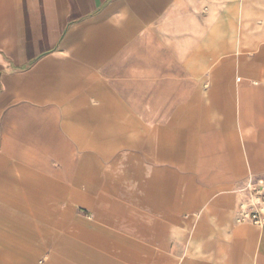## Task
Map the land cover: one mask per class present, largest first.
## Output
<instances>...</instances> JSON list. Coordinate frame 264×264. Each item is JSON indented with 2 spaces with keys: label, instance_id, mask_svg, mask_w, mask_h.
I'll return each mask as SVG.
<instances>
[{
  "label": "crops",
  "instance_id": "crops-1",
  "mask_svg": "<svg viewBox=\"0 0 264 264\" xmlns=\"http://www.w3.org/2000/svg\"><path fill=\"white\" fill-rule=\"evenodd\" d=\"M264 0H0V264H264Z\"/></svg>",
  "mask_w": 264,
  "mask_h": 264
},
{
  "label": "built area",
  "instance_id": "built-area-1",
  "mask_svg": "<svg viewBox=\"0 0 264 264\" xmlns=\"http://www.w3.org/2000/svg\"><path fill=\"white\" fill-rule=\"evenodd\" d=\"M237 192L241 200L236 211V222L264 228V181L248 179Z\"/></svg>",
  "mask_w": 264,
  "mask_h": 264
}]
</instances>
